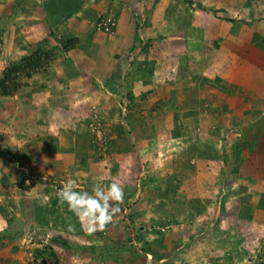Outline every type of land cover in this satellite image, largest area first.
<instances>
[{"label":"rangeland","instance_id":"374dc122","mask_svg":"<svg viewBox=\"0 0 264 264\" xmlns=\"http://www.w3.org/2000/svg\"><path fill=\"white\" fill-rule=\"evenodd\" d=\"M45 1L0 0V81L25 58L45 64L0 101L38 90L41 101L61 97L56 51L81 39L54 36ZM141 2L122 0L119 42L116 14L94 23L104 45L126 48L122 70L109 71L107 48V66L81 98L72 89L57 130L69 144L67 180L91 192L116 177L121 211L88 235L57 197L64 182L0 137V264H264V220H253L256 210L264 216V0H145L146 11ZM12 112L0 102V133ZM27 143L46 164L47 151Z\"/></svg>","mask_w":264,"mask_h":264},{"label":"crops","instance_id":"0c3cea01","mask_svg":"<svg viewBox=\"0 0 264 264\" xmlns=\"http://www.w3.org/2000/svg\"><path fill=\"white\" fill-rule=\"evenodd\" d=\"M45 3L47 7H49L48 5H52V8L49 10L52 13L48 18L50 21L54 20L55 22L54 29L56 31H54V36L64 39L79 37L81 40L78 42L83 44V46L81 44H76L73 49H70L67 52L56 51L59 54V61L65 63V67L60 66L57 68L58 80H55V85L60 87V98L56 96H50L49 98L46 96V100L41 101L40 98L44 95L39 94L38 90L26 95L19 94L14 98L1 99V106L3 102L5 106L10 104L13 108V112L4 118L3 122H5L3 123L0 137L2 139L1 143H6L5 149H12L13 152L15 151L13 154L17 153V149L19 151V157L23 158L26 164H31L33 168H37V170H42L43 168L47 169L48 174L54 176L55 180L65 182L68 178L66 176L68 165L63 159L66 157L63 151L69 147V144L65 143V140H67L66 137L60 134V132H57L58 129L64 128L63 123L66 122V120L59 117H65L63 112L71 109L74 104V99L70 96L72 89H76L77 95L81 98L84 95V92H86L84 84H87L91 79L95 81L96 79H94V76L96 71H102L107 66L106 64H108V62L104 58V55L107 54V52H105L107 48H113L114 51L113 53H108L109 56H112H110L112 64L109 71L122 70L123 57L127 52L125 50L126 48L117 45L107 47L106 44L104 45V38H102L104 34H97L94 29V23L100 15L108 13L116 14V16H118V28L116 30V36H113V38H116L115 42L121 40V34L118 32L122 28V21H124L120 9L122 0H46ZM144 3L145 0L139 4H141V7L146 11V3ZM106 8L108 9L105 10ZM86 9L87 11L84 15ZM131 12L134 11L132 10ZM86 14L89 15V17ZM120 14L121 16L119 17ZM140 15L143 14L140 13ZM84 17H86L85 26ZM76 19L78 21H76ZM90 25L92 26L91 31L89 29L91 27ZM84 30H86L85 33H87L85 36ZM85 41L88 44L84 46ZM102 59L105 60L104 67L100 63ZM66 65H68L69 68H67ZM113 65H115V67L112 68ZM92 82H89V84H92ZM54 90L55 89H51L48 91L47 95H54V93H56V90ZM69 130L71 131V129ZM83 130L84 129L82 128L75 133L84 135L82 134ZM55 135L60 137V141H55L53 139V143V141L50 140V137L53 136V138H56ZM39 138L49 139L50 147L44 145L41 142L42 140L39 142ZM14 141H16V144ZM19 141L22 142V144L17 147ZM27 141L37 143L39 148H44L47 151L46 155H49L47 156L48 159H45L46 164H41L42 162L39 163V158H34L32 156V146L30 147L28 143L26 144ZM54 144L56 145L55 148ZM81 144L75 143L74 151L78 150L77 153L81 152L80 155H83L84 146L83 143ZM21 147L22 149H20ZM50 151H54L55 153H51ZM2 154L4 161H6L8 154L5 153L4 150ZM46 155H44V157ZM83 160L84 159H81V161ZM4 161L0 160V162ZM261 215L262 213L256 210L253 214V220L258 222L262 219L264 220V216Z\"/></svg>","mask_w":264,"mask_h":264},{"label":"clouds","instance_id":"9594fccd","mask_svg":"<svg viewBox=\"0 0 264 264\" xmlns=\"http://www.w3.org/2000/svg\"><path fill=\"white\" fill-rule=\"evenodd\" d=\"M80 188L76 179H68L57 192V197L68 208L88 235L104 231L121 211L119 204L124 202L125 190L122 183L114 177L108 185L95 183L91 192ZM69 232H75L74 225H69Z\"/></svg>","mask_w":264,"mask_h":264},{"label":"trees","instance_id":"16d2710c","mask_svg":"<svg viewBox=\"0 0 264 264\" xmlns=\"http://www.w3.org/2000/svg\"><path fill=\"white\" fill-rule=\"evenodd\" d=\"M70 45V47L68 46ZM73 41H70L66 45V50L73 48ZM49 56V55H48ZM47 61H51L48 60ZM42 59L40 57H28L22 60L20 63L13 64L9 67L5 73L4 77L0 81V96L9 97L17 94L22 88V81L24 79H30L35 74L39 73L41 69L44 68ZM239 149V147H237ZM261 253H264V248L261 249ZM264 257H261V262L264 263Z\"/></svg>","mask_w":264,"mask_h":264},{"label":"built area","instance_id":"2783aa9c","mask_svg":"<svg viewBox=\"0 0 264 264\" xmlns=\"http://www.w3.org/2000/svg\"><path fill=\"white\" fill-rule=\"evenodd\" d=\"M111 25H114V23L112 22L111 19H108V20L103 24L105 30H107V31L110 30V26H111Z\"/></svg>","mask_w":264,"mask_h":264}]
</instances>
